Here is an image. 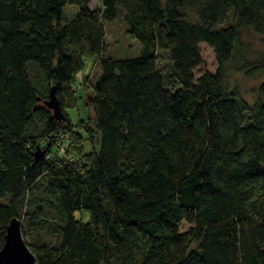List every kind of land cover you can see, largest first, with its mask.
I'll list each match as a JSON object with an SVG mask.
<instances>
[{"label":"trees","instance_id":"1","mask_svg":"<svg viewBox=\"0 0 264 264\" xmlns=\"http://www.w3.org/2000/svg\"><path fill=\"white\" fill-rule=\"evenodd\" d=\"M91 2L0 0V247L16 218L36 264H264V79L249 106L225 70L243 32L264 36V0ZM118 12L139 57L104 56ZM202 44L217 68L196 75ZM86 58L100 71L74 125Z\"/></svg>","mask_w":264,"mask_h":264},{"label":"rangeland","instance_id":"2","mask_svg":"<svg viewBox=\"0 0 264 264\" xmlns=\"http://www.w3.org/2000/svg\"><path fill=\"white\" fill-rule=\"evenodd\" d=\"M91 8H99L100 0H92L90 4ZM77 13V9L73 6H66L63 9V20H71ZM104 27L107 32L111 33L112 40L107 46L104 53L105 57H109L115 60H123L136 58L140 56L141 44L137 39L130 38L127 35L128 25L121 12H118L117 17L110 23H104ZM243 48L238 53L234 54L233 59L225 66L227 77V86L229 89L235 88L243 98V100L252 106L257 101L258 87L261 81L264 79V73H256L253 75L248 74L247 69H255L261 61L264 60V36L253 33L252 31L243 32L241 36ZM200 53L203 59L202 65L195 71L196 75L201 72L214 73L217 65L215 62L214 54L212 50L206 45L200 46ZM161 70L169 71L171 61L169 59L168 52L157 51ZM99 65L95 61V58H86L84 60V68L75 76V82L72 87L80 84V88L76 93L77 104L76 108L68 111L69 119L75 123L79 120L88 121L90 117V110L87 105V97L91 94V88L96 78L99 75ZM79 124V123H78ZM75 126L72 128L74 129ZM50 143V141L45 144ZM45 146V145H44ZM43 146V147H44ZM85 151H88V144H84ZM55 152V146L51 149ZM51 155L52 153H48ZM87 222V219L86 221ZM189 228L187 223L180 225L181 231H186ZM22 229V225H21ZM24 241H28V235H22Z\"/></svg>","mask_w":264,"mask_h":264},{"label":"water","instance_id":"3","mask_svg":"<svg viewBox=\"0 0 264 264\" xmlns=\"http://www.w3.org/2000/svg\"><path fill=\"white\" fill-rule=\"evenodd\" d=\"M55 90V86L50 88L44 105L52 112V117L56 121H61L64 116L55 96ZM49 146L50 143H47L44 149L37 147L35 158H42ZM0 264H36L34 255L23 239L21 222L16 218L11 219L5 228L3 244L0 247Z\"/></svg>","mask_w":264,"mask_h":264},{"label":"built area","instance_id":"4","mask_svg":"<svg viewBox=\"0 0 264 264\" xmlns=\"http://www.w3.org/2000/svg\"><path fill=\"white\" fill-rule=\"evenodd\" d=\"M55 146V152L56 154H63L67 147V136L62 135L58 141H56L54 144H52L51 147ZM51 156L48 154L46 155V158L49 159Z\"/></svg>","mask_w":264,"mask_h":264}]
</instances>
